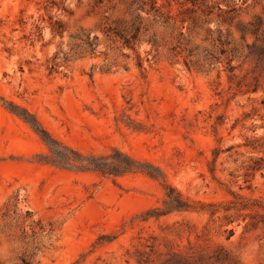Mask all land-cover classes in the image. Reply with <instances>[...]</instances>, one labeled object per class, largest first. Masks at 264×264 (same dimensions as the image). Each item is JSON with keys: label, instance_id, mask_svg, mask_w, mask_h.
I'll list each match as a JSON object with an SVG mask.
<instances>
[{"label": "rangeland", "instance_id": "1", "mask_svg": "<svg viewBox=\"0 0 264 264\" xmlns=\"http://www.w3.org/2000/svg\"><path fill=\"white\" fill-rule=\"evenodd\" d=\"M0 264H264V0H0Z\"/></svg>", "mask_w": 264, "mask_h": 264}]
</instances>
